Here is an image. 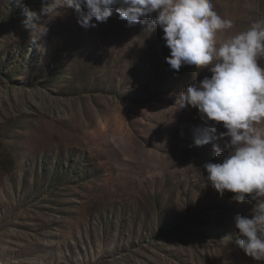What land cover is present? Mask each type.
Masks as SVG:
<instances>
[{
  "label": "rangeland",
  "instance_id": "1",
  "mask_svg": "<svg viewBox=\"0 0 264 264\" xmlns=\"http://www.w3.org/2000/svg\"><path fill=\"white\" fill-rule=\"evenodd\" d=\"M213 4L232 23L219 42L264 20V0ZM22 19L0 0V264H264L221 241L258 205L207 185L213 143L227 151L229 138L190 146L205 125L179 110L211 73L171 70L150 19L130 26L114 11L85 29L68 9L40 47Z\"/></svg>",
  "mask_w": 264,
  "mask_h": 264
},
{
  "label": "clouds",
  "instance_id": "2",
  "mask_svg": "<svg viewBox=\"0 0 264 264\" xmlns=\"http://www.w3.org/2000/svg\"><path fill=\"white\" fill-rule=\"evenodd\" d=\"M16 2L24 17L22 27L38 47L48 25L68 9L85 29L106 23L115 11L130 26L150 19L148 29H162L171 70L190 65L211 73L179 94V110L197 109L205 125L193 129L190 146L229 138L227 151L213 143L220 162L203 165L207 185L221 197L227 191L236 202L258 205L250 216L236 214L238 235H225L221 241L256 262L264 261V20L219 42L218 33L231 29L232 23L214 10L213 0H51L39 12ZM221 125L226 131L217 136Z\"/></svg>",
  "mask_w": 264,
  "mask_h": 264
}]
</instances>
